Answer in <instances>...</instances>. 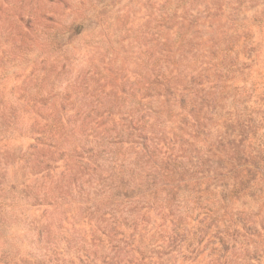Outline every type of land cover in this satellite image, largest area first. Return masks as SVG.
<instances>
[{
    "label": "rangeland",
    "instance_id": "1",
    "mask_svg": "<svg viewBox=\"0 0 264 264\" xmlns=\"http://www.w3.org/2000/svg\"><path fill=\"white\" fill-rule=\"evenodd\" d=\"M0 264H264V0H0Z\"/></svg>",
    "mask_w": 264,
    "mask_h": 264
},
{
    "label": "trees",
    "instance_id": "2",
    "mask_svg": "<svg viewBox=\"0 0 264 264\" xmlns=\"http://www.w3.org/2000/svg\"><path fill=\"white\" fill-rule=\"evenodd\" d=\"M244 142V141H243ZM226 147V146H225ZM234 152H236L237 159L236 161H233V158L231 160H228L226 164L223 167L219 168V171L223 174H225L224 178L227 181L228 186H220L218 189L216 188V183H214L217 179H214L211 177L208 179L209 183H214L215 189L221 192L223 199L222 201H225L228 198H231L233 195H236L239 191H241V185L245 188H252L255 184V173H258L256 170L257 167V157L248 158L245 159L243 157H240V151L238 149H235ZM215 158L217 155H213ZM169 164L174 167V171H172V174L166 175V178L168 179H174L177 176H182L183 173L188 171V167H185V163L178 161V160H170ZM192 164V163H190ZM240 185V187H239ZM169 186H166L163 190L167 192L168 195L171 194V190L167 189ZM214 189V190H215ZM212 190L210 192V189L207 188L205 192H210L212 196L215 195V191ZM224 194V195H223ZM175 199L172 198L169 201H174ZM217 221V217L210 218L209 222V228L211 225H215L216 228H218L217 224L214 222ZM204 223L205 221L201 222L200 224ZM177 230V228L175 229ZM180 237L179 235H177ZM220 241H223V239H220ZM117 253V252H116Z\"/></svg>",
    "mask_w": 264,
    "mask_h": 264
}]
</instances>
